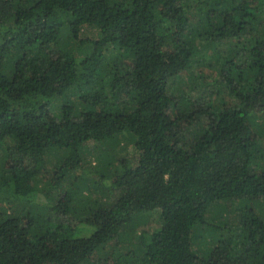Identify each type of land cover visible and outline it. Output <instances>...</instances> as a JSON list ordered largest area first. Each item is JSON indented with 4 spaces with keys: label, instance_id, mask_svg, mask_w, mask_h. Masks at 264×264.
I'll use <instances>...</instances> for the list:
<instances>
[{
    "label": "trees",
    "instance_id": "obj_1",
    "mask_svg": "<svg viewBox=\"0 0 264 264\" xmlns=\"http://www.w3.org/2000/svg\"><path fill=\"white\" fill-rule=\"evenodd\" d=\"M255 202L264 0H0V264H264Z\"/></svg>",
    "mask_w": 264,
    "mask_h": 264
},
{
    "label": "rangeland",
    "instance_id": "obj_2",
    "mask_svg": "<svg viewBox=\"0 0 264 264\" xmlns=\"http://www.w3.org/2000/svg\"><path fill=\"white\" fill-rule=\"evenodd\" d=\"M194 74V73H193ZM124 142L122 141V143L120 144L119 147H116L112 153V155L114 154V156H120L122 155L120 152H121V147H124ZM99 147L97 146V144H90L89 145V151L87 152L85 150V153H87V166H88V169L89 170H94V167H96L97 165V162H98V155L101 154V150L98 149ZM128 153H133V148L131 146L128 147ZM86 180V178H85ZM105 186V189L106 187L108 186V184H105L103 185V187ZM93 190V188H90ZM90 190V191H86L85 192V195H91L92 198H94L95 200H97V202H101V203H108V197L106 196H103V193H101V191L103 190L102 187H99V190L94 192ZM39 199L37 201H39L41 204L43 203H46L47 200H44L46 197H44V195L41 193L39 194ZM255 209L257 211H259L261 209L262 212H264V205L261 206L260 202H255ZM238 205V204H237ZM229 203H220L219 205H214L210 208V214L208 215V219L209 221H212V219L214 217H218V222L220 223H225L227 224L228 226H231L233 223V221L231 219H229L227 217V213H226V208H229ZM221 213V214H219ZM142 214V213H141ZM141 214H137V217H136V220L135 222L133 223V225L131 227H135L136 230L133 231L131 229L130 233L127 234V239H131L132 241V244L134 245V248H136L140 242L138 240V236H140V232H143V231H148V230H151L152 228H155V226L158 225V212H151V213H145L147 214V216L149 218H147L146 222L145 221V217H142L143 215ZM144 214V213H143ZM229 222V223H228ZM94 229L93 228H90V232L88 235H86L85 233L84 234H81L78 232V236H89L93 233ZM137 244V245H136Z\"/></svg>",
    "mask_w": 264,
    "mask_h": 264
}]
</instances>
